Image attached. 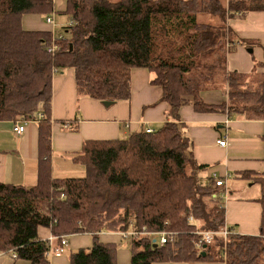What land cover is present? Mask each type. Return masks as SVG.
Returning a JSON list of instances; mask_svg holds the SVG:
<instances>
[{"label":"trees","instance_id":"obj_1","mask_svg":"<svg viewBox=\"0 0 264 264\" xmlns=\"http://www.w3.org/2000/svg\"><path fill=\"white\" fill-rule=\"evenodd\" d=\"M52 10L49 0H0V121L36 122L39 131L36 185L0 182V253L50 264L51 244L39 236L45 228L55 237L93 235L92 247L72 253L71 264H120L117 246L98 235L133 225L145 235L126 240L130 264H264V198L259 235L227 226L223 189L200 176L207 167L195 161L179 116L192 105L199 113L227 111L264 122V63L251 73L227 67L237 45L228 22L239 13L264 12V0H67L69 22L55 29L63 39L54 56L47 52L53 31L23 25L26 15L47 19ZM67 69L75 71L79 98L101 103L129 100L133 70L149 71L170 107L167 122L150 134L86 140L72 158L84 177H54L53 77ZM221 89L220 104L203 98ZM63 125L74 128L70 121ZM225 227L227 238L219 234L198 245L199 232ZM163 232L172 236L162 246Z\"/></svg>","mask_w":264,"mask_h":264},{"label":"crops","instance_id":"obj_2","mask_svg":"<svg viewBox=\"0 0 264 264\" xmlns=\"http://www.w3.org/2000/svg\"><path fill=\"white\" fill-rule=\"evenodd\" d=\"M49 1L53 10L47 17L54 18L55 27L46 22V17L29 14L23 19L26 30L52 32L68 25L64 15L67 0ZM228 25L235 33L237 44L228 54V70L251 73L256 63H264V12L239 13ZM152 80L149 71L133 70L131 98L106 107L97 100L79 98L73 69L55 74L51 108L53 176L84 177L85 168L75 164L72 158L86 140L124 139L136 131L155 130L167 122L170 107L162 101L163 91L153 85ZM203 98L209 104L224 101L222 89L209 90ZM179 116L192 142L195 161L207 167L200 176L206 181L215 175L224 182L226 225L240 235H259L263 211L259 200L264 198V122L227 111L199 113L192 105L181 107ZM69 121L73 129L63 125ZM13 124L0 121V182L30 188L38 179V126L30 121L25 133L18 137L13 132ZM221 139L226 140V146L218 144ZM39 236L48 240L53 249L60 245V237L53 236L49 229L40 228ZM65 236L68 241L65 253L61 257H49L50 264H71L72 253L93 245L92 234ZM98 237L105 244L117 246L120 264L131 263L130 243L123 240L120 233L103 231ZM0 264L30 263L13 258L8 252L0 253Z\"/></svg>","mask_w":264,"mask_h":264},{"label":"built area","instance_id":"obj_3","mask_svg":"<svg viewBox=\"0 0 264 264\" xmlns=\"http://www.w3.org/2000/svg\"><path fill=\"white\" fill-rule=\"evenodd\" d=\"M46 22L48 24H50L53 28L55 27L54 18L48 17L46 19ZM54 33H55V30L53 31V40L49 44V46L47 47L48 54H51L53 56H54L55 53H57L60 50L59 40L63 39L62 35L57 34V33L54 35ZM39 116L43 117V115H39ZM29 122L30 121L22 120V121H18L16 123H14L13 124V132H14V134L16 136H18V137H21L25 133V129H26V127H27ZM145 131H146V133H149V134L154 132L153 129H145ZM218 144L220 146H223V147L227 145L226 140H223V139L219 140ZM212 178L214 180H216V185L218 187L224 188V182L222 180H217L215 175H213ZM225 195H226V191L224 190L221 193V196H222L223 199H224ZM198 234L201 236V239L198 242V245H200V247H201L202 245L206 246V245L212 244L215 235H219L220 234L223 237L227 238V236L229 234V231H227V228L225 227L218 234L214 233V232H199ZM120 235H121V238L124 239V240H131V239H134L136 237H140L142 235H145V232L141 233V232L135 230L133 225H131L129 230L124 231V232H120ZM159 235H160L159 236V240H160L159 242H160V244L162 246L164 244H167L169 242L170 237L172 236V234H170L168 232H163V233H160ZM67 246H68L67 237L66 236H61L60 237V245L57 248H55V249H53L51 247L50 252L48 254V258L52 257V256L61 257L64 254L65 249H66ZM11 255H12L13 258H17V255L14 252H11Z\"/></svg>","mask_w":264,"mask_h":264},{"label":"water","instance_id":"obj_4","mask_svg":"<svg viewBox=\"0 0 264 264\" xmlns=\"http://www.w3.org/2000/svg\"><path fill=\"white\" fill-rule=\"evenodd\" d=\"M250 51H251V50H250ZM103 104H104L106 107H109V106L113 105V102H104ZM154 246L157 247L156 244H155ZM205 247H206V246H205ZM205 247H204V248H205ZM202 255L205 256V253L202 252Z\"/></svg>","mask_w":264,"mask_h":264},{"label":"rangeland","instance_id":"obj_5","mask_svg":"<svg viewBox=\"0 0 264 264\" xmlns=\"http://www.w3.org/2000/svg\"><path fill=\"white\" fill-rule=\"evenodd\" d=\"M57 31H59V30H57ZM58 33H59V32H58ZM159 127H160V126H159ZM159 127H157V128H159ZM157 128H156V129H157ZM250 183H251V182H250ZM250 183H249V184H250ZM43 210L45 211V210H46V208H43ZM64 253H65V252H64Z\"/></svg>","mask_w":264,"mask_h":264}]
</instances>
